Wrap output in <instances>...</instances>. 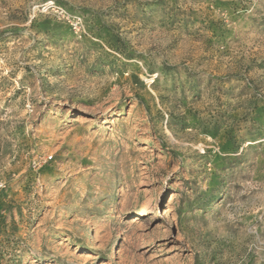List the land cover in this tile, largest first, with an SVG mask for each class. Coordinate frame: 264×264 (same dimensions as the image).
Listing matches in <instances>:
<instances>
[{
    "label": "rangeland",
    "instance_id": "374dc122",
    "mask_svg": "<svg viewBox=\"0 0 264 264\" xmlns=\"http://www.w3.org/2000/svg\"><path fill=\"white\" fill-rule=\"evenodd\" d=\"M0 264H264V0H0Z\"/></svg>",
    "mask_w": 264,
    "mask_h": 264
}]
</instances>
